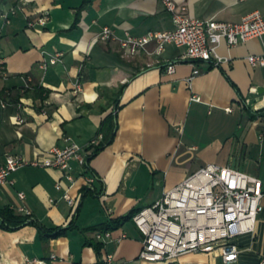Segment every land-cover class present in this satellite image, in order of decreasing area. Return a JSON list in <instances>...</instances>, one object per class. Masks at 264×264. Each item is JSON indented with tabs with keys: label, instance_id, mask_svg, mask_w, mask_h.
Listing matches in <instances>:
<instances>
[{
	"label": "crops",
	"instance_id": "crops-1",
	"mask_svg": "<svg viewBox=\"0 0 264 264\" xmlns=\"http://www.w3.org/2000/svg\"><path fill=\"white\" fill-rule=\"evenodd\" d=\"M175 1L190 16L206 20L239 22L257 10L264 15V0ZM44 12H49L48 24L32 26ZM105 27L118 38L126 33L140 37L171 30L174 22L160 0L0 4V49L8 71L0 77L1 160L8 154L35 159L64 147L67 137L86 146L114 135L88 170L71 162L74 185L53 168L26 167L10 176L13 183L0 188V209L10 207L36 223L0 226V264H96L108 254L122 264H225L218 254L203 252L168 262L143 260L144 235L133 219L110 230L105 240L98 234L112 219L152 205L207 164L259 177L264 190V66L253 67L248 60L264 54V36L235 47L223 43L218 49L223 61L214 66L191 61L186 48L173 44L161 54L152 42L126 55L119 40L97 37ZM57 54L60 60L50 64ZM175 62V73H168ZM196 67L201 73L192 77ZM27 75L32 85L49 90L44 102L24 95ZM16 116L25 121L16 124ZM92 175L97 178L89 186ZM71 185L75 207L63 197ZM262 205L255 231L235 240L241 252L233 264H262L264 197ZM19 206L30 214L18 211ZM42 227H63L65 233L46 238ZM95 242L104 243L101 257Z\"/></svg>",
	"mask_w": 264,
	"mask_h": 264
},
{
	"label": "built area",
	"instance_id": "built-area-1",
	"mask_svg": "<svg viewBox=\"0 0 264 264\" xmlns=\"http://www.w3.org/2000/svg\"><path fill=\"white\" fill-rule=\"evenodd\" d=\"M160 1L172 14L173 29L150 31L140 37L126 33L125 37L118 38L112 28L105 27L97 37L103 41L119 40L126 55H135L141 49L146 50L152 42L157 45L154 52L161 54L167 45L173 44L186 48V57L193 62L203 61L218 66L223 61L218 53L223 43L235 47L264 36V15L258 10L246 15L239 22H227L196 18L188 14L186 6L175 0ZM4 16L8 18V14ZM48 21L49 12H44L37 21L30 24L45 26ZM60 57L61 54H57L50 60V64H56ZM248 60L253 67L264 66V54L250 55ZM177 63L168 65V73H175ZM47 67L48 63H45L43 68ZM200 73L201 69L196 67L192 77ZM7 76L8 71L0 49V77ZM24 79L25 90L32 85L33 78L27 75ZM1 102L3 106L6 105L4 100L1 99ZM227 110L232 111L231 108ZM24 121L23 116H16V124ZM102 137L100 135L101 139ZM97 144V138L83 146L72 137H67L64 147H53L35 159L8 154L4 160L0 158V188L13 183L10 176L26 167L58 169L74 185L75 176L71 173V162L75 160L88 170L89 157L94 153ZM96 178V175L88 177V185L92 186ZM262 184L259 177L215 163L193 172L177 186L166 190L160 200L141 208L134 215L133 221L144 235L140 258L168 262L187 253L203 252L218 254L225 264L237 262L241 250L235 240L239 235L255 231L263 210ZM72 185L65 190L63 197L75 207L78 199L70 193ZM57 188L62 189L61 183L57 184ZM19 197L25 199L26 194L19 192ZM18 211L30 214L24 206H19ZM108 237L109 231L98 234V238L102 240ZM104 263L122 264L111 254L105 256Z\"/></svg>",
	"mask_w": 264,
	"mask_h": 264
},
{
	"label": "trees",
	"instance_id": "trees-1",
	"mask_svg": "<svg viewBox=\"0 0 264 264\" xmlns=\"http://www.w3.org/2000/svg\"><path fill=\"white\" fill-rule=\"evenodd\" d=\"M1 2H2V0H0V4H1ZM29 93L34 95V97L37 100H41L42 102H44L47 99V96L49 94V90L44 88L41 85L33 84L29 88L25 89L24 95H27ZM44 108L45 107L42 106L41 110H43ZM117 108H119V105L117 106ZM261 113H264V110H262ZM113 136L109 137V139L106 142H104V143L101 142L99 145H97L95 147L94 153L89 157V160H88L89 162L96 154H98L99 151H101L103 149V147L105 145L110 144L112 142ZM85 190H87V189H85ZM139 210L140 209L134 210L129 215H127L125 217L112 219L108 224L105 225V227L101 228V230L105 233L107 231H110V230H113V229L119 227L123 222L128 221V220H132L134 215ZM0 218H1L0 226L4 227L6 229H16V228H19L25 224L36 223V222H34V220L31 219L30 215L17 214L14 211V209H12L10 207H7V208L2 209V210L0 209ZM90 229H92V228H90ZM93 229L97 230L98 228L93 227ZM42 232L44 233V236L46 238H51V237H57L59 235L64 234L65 229L63 227H54V228L42 227ZM92 245L95 247L98 255L101 257V252H102V249L104 248V243L103 242H95V243H92ZM96 264H105L104 259L101 257L100 260Z\"/></svg>",
	"mask_w": 264,
	"mask_h": 264
}]
</instances>
